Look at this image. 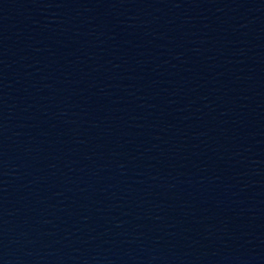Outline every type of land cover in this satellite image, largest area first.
<instances>
[{
    "label": "water",
    "instance_id": "water-1",
    "mask_svg": "<svg viewBox=\"0 0 264 264\" xmlns=\"http://www.w3.org/2000/svg\"><path fill=\"white\" fill-rule=\"evenodd\" d=\"M0 264H264V0H0Z\"/></svg>",
    "mask_w": 264,
    "mask_h": 264
}]
</instances>
